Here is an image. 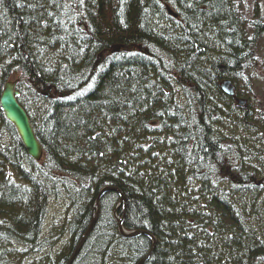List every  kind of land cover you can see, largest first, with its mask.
I'll return each instance as SVG.
<instances>
[{"label": "trees", "instance_id": "16d2710c", "mask_svg": "<svg viewBox=\"0 0 264 264\" xmlns=\"http://www.w3.org/2000/svg\"><path fill=\"white\" fill-rule=\"evenodd\" d=\"M247 11L248 0H0V93L13 79L25 89L43 152L35 163L15 136L0 146V264H68L104 188L124 201L100 197L71 264H264V121L239 94L264 20ZM0 124L13 136L2 113ZM62 196L70 219L43 234ZM115 217L148 236H121Z\"/></svg>", "mask_w": 264, "mask_h": 264}, {"label": "rangeland", "instance_id": "374dc122", "mask_svg": "<svg viewBox=\"0 0 264 264\" xmlns=\"http://www.w3.org/2000/svg\"><path fill=\"white\" fill-rule=\"evenodd\" d=\"M248 1H249V6L251 7V11H247L246 16L251 17L253 15L252 13L253 10L256 9L258 18L264 20V0H248ZM255 66L256 67L249 70V75L253 82L250 91L245 88H241L239 89V94L241 95L242 93L243 97L248 99V105L251 108V112L249 114L250 119L262 123V121H264V36L260 39L258 44L257 61L255 63ZM17 83L18 82H16L15 87H17ZM2 88L3 87H1V89ZM17 90H19V87L16 88V91ZM24 92H25L24 88H22L21 91L18 92V99L24 106V109L28 117L30 119H32V117L34 118L33 124L38 126V124L35 123L36 117L31 111L29 100ZM258 115L262 119H260ZM36 126L34 127L36 128ZM14 136L15 138L18 139L15 130L13 131V136H12L11 134H9V132H6V129L3 127V125L0 124V146H2V144L5 146L13 144L12 141ZM246 137L247 134L244 135L242 132L239 135V138L242 141H244L243 143L249 145L248 144V142H250L249 138L247 137L248 140L246 141ZM42 159H43V153L41 160L35 163H41ZM250 167L257 170H260L261 168L260 164L257 162L256 163L251 162ZM10 177L14 179V176L12 174H10ZM66 203L67 201L65 200L64 196L60 197L59 200L54 198L53 200L48 201L47 209H46L47 211L46 221L44 222L43 225V234L47 233L50 228L59 227L64 222V220L70 219V217L68 216L69 213L65 210ZM115 218L117 219L118 217ZM59 248L60 245L56 246L55 250L57 249L59 250ZM48 252H49L48 250H44L43 255L48 254Z\"/></svg>", "mask_w": 264, "mask_h": 264}, {"label": "water", "instance_id": "95a60500", "mask_svg": "<svg viewBox=\"0 0 264 264\" xmlns=\"http://www.w3.org/2000/svg\"><path fill=\"white\" fill-rule=\"evenodd\" d=\"M15 84L16 82H6L4 84L3 90L0 94V112L2 113L5 121L9 123L15 130L18 136L19 142L21 146L23 147L24 151L26 152V155L31 160L37 162L42 157L41 146L35 138V134L33 132V129L31 127V124L29 122V118L26 112L23 110V108H21V106L17 102L18 93L15 90ZM220 88L222 92L227 96H232L234 93L233 87L231 86L230 82L227 80L221 84ZM242 104H243V101H239V105H242ZM108 191H114L119 195V201L117 204V208L119 207L121 203H123L124 199L122 195L116 189L104 188L99 192V194L97 195L95 199L96 201L95 213L93 217L91 218L90 224L85 234L82 236L78 245L76 246L68 264H71V262L75 259V257L77 256V253L83 246L85 240L88 238L91 231L93 230L95 222L98 218V213H99L98 204H99L100 197L102 196V194ZM116 223L118 227V233L125 238H133V237H136L138 235H143V234L147 235L141 231L125 232L122 228V219H116ZM151 250L149 251L148 255H150ZM144 260L140 261L139 264H143Z\"/></svg>", "mask_w": 264, "mask_h": 264}, {"label": "bare ground", "instance_id": "6f19581e", "mask_svg": "<svg viewBox=\"0 0 264 264\" xmlns=\"http://www.w3.org/2000/svg\"><path fill=\"white\" fill-rule=\"evenodd\" d=\"M98 194H99V193H98ZM102 196H103V194H102ZM99 206H100V205L98 204V210H99ZM95 208H96V201H95ZM95 208H94V210H95ZM69 260H70V259H69ZM72 262H73V261H72ZM72 262H71V263H72ZM68 263H69V262H68Z\"/></svg>", "mask_w": 264, "mask_h": 264}]
</instances>
